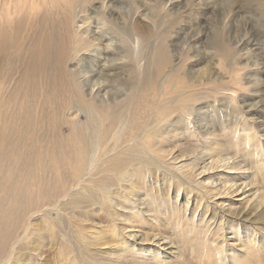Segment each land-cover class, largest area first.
I'll return each mask as SVG.
<instances>
[{
	"label": "rangeland",
	"instance_id": "rangeland-1",
	"mask_svg": "<svg viewBox=\"0 0 264 264\" xmlns=\"http://www.w3.org/2000/svg\"><path fill=\"white\" fill-rule=\"evenodd\" d=\"M103 1L0 0L4 42L0 46V150L5 138L12 147L0 160V217L11 229L7 252L11 241L25 237L23 242L28 239L32 251L37 246L41 253L31 257L21 249L23 260L12 264H69L71 252L78 256L71 263L80 259L78 264H155L142 261L145 258L127 247L118 248L125 252L121 260L122 255L106 253L104 245L90 243L89 254H96L94 248L100 251L84 257L77 246L69 251L67 242L51 241L52 231L73 228L69 219L68 223L57 219L71 212L70 197L88 184L93 186L87 180L93 173L87 171V154L90 161L104 158L93 152L95 138L102 149L110 147L116 154L127 145L134 150L150 148L157 133L172 126L183 128L191 120L194 137L216 134L206 144L217 139L223 150L234 151L235 140L242 136L223 134L225 126L240 119L254 136L247 144L237 140L245 153L239 159L247 167L243 178L252 188H264L262 174L256 170L264 166V0H105L107 8ZM84 21L90 26L85 41L78 33ZM93 29L102 33L95 41ZM54 43L61 46V53L55 52ZM33 48L38 50L39 64L34 71L27 69ZM112 111L119 112L117 117L109 118ZM192 135L179 141L168 138V145L161 146L178 145L173 154L191 157L213 152L203 151ZM117 157L101 169L100 177L114 176L117 185L123 177L142 174L135 158ZM227 200L236 211L233 199ZM57 206H64L66 212ZM221 207L212 205L207 213ZM252 209L248 212L257 216ZM46 213L51 214L49 219ZM104 215L100 211L92 217L91 212L89 223H77L94 234L100 229L103 235L114 228ZM160 219L153 232L144 223L143 233L167 237L171 247L176 242L186 247L194 244L187 225L176 228L171 226L173 221ZM115 224L127 227L122 220ZM137 227H142L140 222ZM105 242L116 243V235ZM153 244L144 241L140 247ZM165 247L171 250L170 245ZM187 264L209 263L196 254Z\"/></svg>",
	"mask_w": 264,
	"mask_h": 264
},
{
	"label": "bare ground",
	"instance_id": "bare-ground-1",
	"mask_svg": "<svg viewBox=\"0 0 264 264\" xmlns=\"http://www.w3.org/2000/svg\"><path fill=\"white\" fill-rule=\"evenodd\" d=\"M102 4H104V8H107L108 2L104 0ZM101 20L104 21V19L99 21ZM89 29L87 21H84L78 31L82 34L83 41L86 38L85 34H89ZM92 32L93 41L98 40V36L102 34L94 29ZM3 43L0 33V46ZM98 48L101 49L100 46ZM54 50L56 53H61L62 48L59 44L54 43ZM44 51L42 50L41 53ZM37 55L38 50L33 48L27 65L28 70L34 71L37 69V65L39 66L35 60ZM155 65L159 69L161 60L157 59ZM71 73L77 76L75 73ZM77 85L81 87L80 83ZM118 113V111H112L109 118L117 117ZM240 121L239 119V121H233L225 126L226 133L223 134L242 136L235 140L231 149L234 151L223 150V144L217 139L206 144L207 140H212L211 136L216 134L205 132L194 137L196 128L189 129L192 124L191 120L185 121L182 124L183 128L172 126L163 133H157L155 135L157 141L150 148L141 147L139 150H134L131 145L122 147L117 154L135 158L137 164L140 165L139 169L142 174L135 178L123 177L118 180L117 185H114V176L100 177L101 169L115 162L118 159L117 154L112 152L110 147L102 149L101 141L95 138L93 152L96 155L104 156V158L99 162L95 159L90 161L87 154L88 168L84 165L88 169L87 171H93L87 179L88 183L93 186L88 184L83 188L84 190L74 193L70 197L68 206L72 208L71 212H66L64 206H57V210L66 212H62L63 215H58L57 219L67 223L69 219L70 226L73 228L67 231L60 227L59 231H52L50 235L53 240L51 241L67 242L65 247L69 245L70 248H67L69 251H74L77 246L79 250L82 249L80 254L84 257L99 253L100 248H94L93 252L96 254H89V244L92 243L94 246L104 245L106 247L104 251L108 254L122 255L121 260L125 258V252L119 251L118 248L127 247L131 253L145 258L142 261H154L155 264H187L189 259L196 254L203 255L209 264H264V210L258 211L264 208V188H252L247 182V178H243L247 167L239 159L244 158L245 153L239 150L240 144L237 143V140H242L247 144L254 136L251 134L252 131L245 129L244 125L240 124ZM180 130H183L182 134ZM189 133H193L192 140L194 139V142L200 145L203 151L213 152L191 157L186 153H184L185 156L173 154L174 148L178 145L162 148L161 145H168V138H170L169 140L175 138V141H179L183 135ZM195 143L192 149L196 148ZM10 148H12L11 141L5 138L4 145H1L0 160L4 159L8 151L11 153ZM143 148L154 151V155ZM9 157L11 158L10 155ZM189 160H191L190 163H186ZM185 167L187 170H183ZM256 170L260 171L262 180H264V166L258 165ZM230 176L233 178L225 181L212 179L214 177L227 179ZM256 176H258L257 173ZM184 197L186 198L185 202L182 201ZM229 198H232L236 203V211L232 210L234 205L228 206L230 205L227 200ZM212 205L223 207L210 215L207 213V209ZM250 208L257 211V216L253 211L248 212ZM100 211L105 212L103 218L114 223L113 229L99 235L100 229L98 234H94V232L86 231L81 225H78L79 222L89 223L91 212L94 217L95 213ZM45 216H48L49 219L51 214L46 213ZM160 217H163L168 223L173 221L171 226L176 228L187 225L188 232L194 236V244L186 247L176 242L177 245L171 247L170 239L167 237L160 238L158 233H153L150 236L144 234L143 224L147 223L150 227V229L148 228L149 232H153V228L162 222ZM65 218L66 220H64ZM71 218L74 219V222H71ZM116 220L126 223L128 227L126 232L127 227L118 228L115 224ZM138 222L142 227H137ZM8 224L0 217V264H12L14 260L21 262L23 260L19 254L21 249H25L31 257L40 256L41 253L36 251L37 246L32 251L27 244L28 239L23 242L25 237L11 241L10 250L7 252V240L11 238V229ZM112 235H116L117 242L106 243L105 239ZM117 236L119 237L117 238ZM74 238H76L75 243L72 242ZM144 241L154 244L141 248ZM117 244L119 247L116 246ZM168 245L171 250L165 251V246L168 247ZM61 253L66 252L62 251ZM76 257H78L76 252L73 254L71 252V258L67 262L78 264L80 259L76 263H71V260ZM134 257L136 258V256Z\"/></svg>",
	"mask_w": 264,
	"mask_h": 264
}]
</instances>
